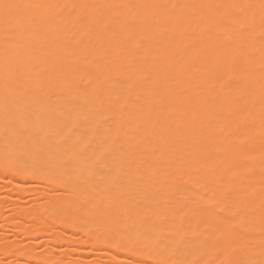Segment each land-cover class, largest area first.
<instances>
[{"label": "bare ground", "instance_id": "bare-ground-1", "mask_svg": "<svg viewBox=\"0 0 264 264\" xmlns=\"http://www.w3.org/2000/svg\"><path fill=\"white\" fill-rule=\"evenodd\" d=\"M1 172L85 237L0 264H264V0H0Z\"/></svg>", "mask_w": 264, "mask_h": 264}, {"label": "rangeland", "instance_id": "rangeland-1", "mask_svg": "<svg viewBox=\"0 0 264 264\" xmlns=\"http://www.w3.org/2000/svg\"><path fill=\"white\" fill-rule=\"evenodd\" d=\"M3 178H6V180L8 179V181H4ZM9 179L10 176L8 174H4V172L0 173V240L6 239V241L8 240V242L11 241L12 243H16L18 245H29L33 247L34 251L42 252L45 249L49 248L50 245L57 246V248H63L65 247L64 243L66 242V240L71 239L72 237H85L84 232H78V230L74 227L64 228L58 223H55L52 226L51 231L48 233L40 235L26 234L23 228H25V226L30 225V223H32V220L30 217H28L29 215L24 216L22 214V210L27 208L29 209L32 206H36V204H45L46 201L44 194H46V191H48V189L42 186L37 180L34 179L26 180L25 183L28 186L24 187V189H20L12 181H9ZM12 179L16 180L18 178L15 176L12 177ZM22 206H25L26 208L24 207L22 209ZM51 215L53 214L51 213ZM15 218L17 219L14 221ZM55 232H59L63 236V239L61 240L62 242L60 241L57 244H50V239L53 238V234ZM71 246L73 248L77 247L76 245H74V243H72ZM83 247L84 246H82V248ZM60 248H58V250L56 251L60 252ZM90 248L91 246L87 245L86 248L84 247V250H90ZM101 250H92L91 252L89 251L87 253H84L82 255V258L84 259V261H93L100 257L104 260L105 263H114L117 261V264H135V262L133 261L126 262L121 257L120 259H116L115 257H111L108 255L105 256L103 255ZM70 251H72L70 255L66 256L65 258L66 261L67 259H69L67 261L68 263L70 262V258L72 261L76 258V256L78 257L79 255L77 254L76 250ZM7 253L6 251H4V249L0 251V262L6 261L13 257L12 255H9ZM26 259L27 258H21L20 261H15V264H47L45 262H38L34 258H30L29 260ZM70 264H74V262H70Z\"/></svg>", "mask_w": 264, "mask_h": 264}]
</instances>
